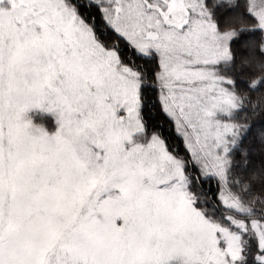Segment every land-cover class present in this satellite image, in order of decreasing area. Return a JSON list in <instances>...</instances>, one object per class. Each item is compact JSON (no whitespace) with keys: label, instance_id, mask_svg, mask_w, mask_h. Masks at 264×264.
Listing matches in <instances>:
<instances>
[{"label":"snow or ice","instance_id":"1","mask_svg":"<svg viewBox=\"0 0 264 264\" xmlns=\"http://www.w3.org/2000/svg\"><path fill=\"white\" fill-rule=\"evenodd\" d=\"M255 35L231 41L246 89ZM214 47L200 0H0V264H264V108L228 130ZM221 151L247 212L222 211Z\"/></svg>","mask_w":264,"mask_h":264},{"label":"trees","instance_id":"2","mask_svg":"<svg viewBox=\"0 0 264 264\" xmlns=\"http://www.w3.org/2000/svg\"><path fill=\"white\" fill-rule=\"evenodd\" d=\"M204 4L208 10V16L214 22L216 28L219 31H233L232 38L229 42L228 58L218 65V70L220 75L227 79V83L225 84L237 100V106L233 111L232 121L237 124V126H241L246 123V117L248 115V113L243 111L245 107H255L256 103H260L261 108H264V95H261L258 92L253 93L249 90L256 89L261 85H264V59L256 57L251 61V63L254 65L253 70L245 77L249 87L246 89L237 86L234 83L235 78L233 74L228 71V69L232 67L234 61L239 59V57L236 56V50L232 47L231 41L233 38H237L241 33L255 32L256 35L254 36L252 42L259 52H264L262 47V33L260 29L258 30V28L255 27L256 25L253 21L252 15L248 12L246 6L241 2V0H211V3L209 4H206L204 0ZM217 4H224L227 7L235 8L236 11L225 22L219 23L217 16L214 13V9ZM244 63L248 64L249 61H244ZM253 97H256L257 99H253ZM231 163L232 158L229 157V168L227 171L226 180L227 189L230 191L233 197L240 202L242 205L241 208L244 209L245 207L247 212L253 206H256L254 201L257 199V197L248 196L245 194L248 191L247 186L251 183V180H245L242 176H237V174L230 168ZM222 211L233 215L237 214V212L231 208L222 209Z\"/></svg>","mask_w":264,"mask_h":264},{"label":"rangeland","instance_id":"3","mask_svg":"<svg viewBox=\"0 0 264 264\" xmlns=\"http://www.w3.org/2000/svg\"><path fill=\"white\" fill-rule=\"evenodd\" d=\"M241 2L246 6L248 12L252 15L253 21L256 25L255 27L258 28V30H261L262 47L264 49V0H241ZM200 5L205 17V23L215 41V47L208 56L209 64L203 69V71L206 73L207 77L216 84L217 92L221 97L216 106V112L232 116L233 111L237 106V100L225 84L227 83V79L220 75L218 65L228 58L229 42L232 38L233 31H219L214 22L208 16V10L205 7L204 0H200ZM216 112L213 113L214 116L216 115ZM25 116L26 119H30L34 125L43 126L49 132L55 131L57 127V117L55 113L46 112L42 109H31L25 114ZM217 123L221 124L222 122L217 120ZM223 123L227 124L229 131H231L232 128H237L238 131L240 130L237 124H235L232 120ZM235 139L236 137L233 136V140ZM221 143L222 147H226L230 141L222 140ZM220 159L222 160V164L219 169L221 196L224 198L225 202L229 204V208L235 210L237 213L246 212L245 207L244 209L241 208L242 205L240 202L235 199L227 189L226 180L229 168V156H227L225 152L221 151ZM169 264H177V261H170Z\"/></svg>","mask_w":264,"mask_h":264}]
</instances>
